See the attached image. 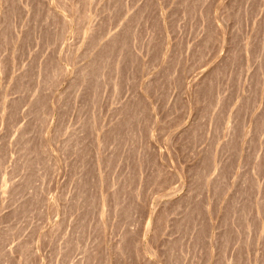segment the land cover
Returning <instances> with one entry per match:
<instances>
[{
  "label": "rangeland",
  "instance_id": "374dc122",
  "mask_svg": "<svg viewBox=\"0 0 264 264\" xmlns=\"http://www.w3.org/2000/svg\"><path fill=\"white\" fill-rule=\"evenodd\" d=\"M0 264H264V0H0Z\"/></svg>",
  "mask_w": 264,
  "mask_h": 264
}]
</instances>
